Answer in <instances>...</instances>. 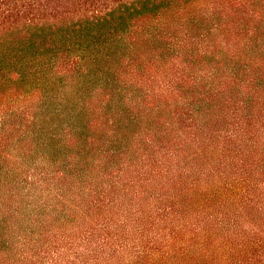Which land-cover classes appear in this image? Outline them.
Masks as SVG:
<instances>
[{"label": "trees", "instance_id": "1", "mask_svg": "<svg viewBox=\"0 0 264 264\" xmlns=\"http://www.w3.org/2000/svg\"><path fill=\"white\" fill-rule=\"evenodd\" d=\"M2 36L0 264H264V0H0Z\"/></svg>", "mask_w": 264, "mask_h": 264}, {"label": "rangeland", "instance_id": "2", "mask_svg": "<svg viewBox=\"0 0 264 264\" xmlns=\"http://www.w3.org/2000/svg\"><path fill=\"white\" fill-rule=\"evenodd\" d=\"M10 41H11V37H7V38H3V36L2 37H0V47H1V45L2 46H5V47H10V45H8L9 43H10ZM41 84L45 87V89L47 88V89H51V91L53 90V91H56V93L58 94V92H61V93H64V88L63 87H59V86H57L56 84H54L53 82H50L49 80H45V81H43V82H41ZM39 85V84H38ZM38 85H36V84H32V82L31 81H27V82H25L24 84H22V86L20 87L21 88V90L22 91H26L27 93H31V92H33L34 90H35V88L38 86ZM36 86V87H35ZM35 92V91H34ZM34 95H36V94H34ZM66 97H67V95H66ZM65 98V97H64ZM37 99H38V97H37ZM14 102V103H13ZM43 102V101H42ZM42 102H39V101H37L36 99H34L33 101H29V100H27V99H13V98H10V103L11 104H21L22 106L24 105V104H28V105H30V104H37V103H39V104H42ZM56 103H59V100H56V101H51V100H46V102H45V107H52L53 105H55ZM64 110H69L68 108H64ZM60 120L61 119H57V118H53V122H52V125L53 126H55L56 124H59V122H60ZM50 121H51V119H50ZM49 120H47L46 121V123H48V122H50Z\"/></svg>", "mask_w": 264, "mask_h": 264}]
</instances>
